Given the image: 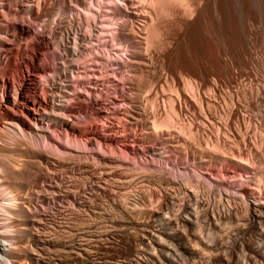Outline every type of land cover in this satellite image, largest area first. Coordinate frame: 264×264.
Wrapping results in <instances>:
<instances>
[{"label": "rangeland", "instance_id": "374dc122", "mask_svg": "<svg viewBox=\"0 0 264 264\" xmlns=\"http://www.w3.org/2000/svg\"><path fill=\"white\" fill-rule=\"evenodd\" d=\"M113 1L114 0H0V116L3 117L8 112H16L19 117L20 125H23L24 127L30 121V117L31 120L37 123L35 135L38 136H28L25 134L26 136L24 135V137H21V132L17 128L16 131L19 133H16L19 134L20 137L19 135H17L18 137H16L15 142H12V140L8 141V134L6 133L12 129L9 128L10 125H5V119L1 118L0 132L3 133L0 134V142L2 141L1 143H4V145H6V148L9 149L11 148V145H13V149L11 148V150H13L14 152L13 156L11 157L12 160L14 159V161L17 163L16 166L18 165L20 167L18 168L17 166V168L19 170L21 169L20 171H18L20 173V181H23L26 184V188H24L22 192V194L24 193L23 196L25 204L22 203L20 205H27L31 209L34 207L32 209V217L37 216V219H35V217L33 218L35 219L34 225H30V229L32 230L31 236L25 235L22 239L18 238L17 245L19 246L22 244L21 246H28L27 250L31 247V249L28 250L29 253L35 256H41V262L39 264H51L52 257H54V251L51 250L53 248L48 247L50 248L48 249L47 245L41 244L36 241L34 238L35 236H37L36 239L38 237H46L53 240L56 237L61 238L67 235H70L67 237H72V234L80 235L83 233H90L97 239L101 236L103 238V242L101 240L100 242L102 244H100H106L104 245L105 247H103L106 249V251L105 249L99 250V252H103L100 256L104 255V259L102 258V260L100 256L97 257L98 259L94 257L99 262L98 264H109L112 261H116L115 263H117V261L119 262L120 259H123L122 254L120 255V252L122 251L121 249H119V247L124 246V243H127L126 239L128 238L126 237L132 238V234H136L139 237V235L141 236L144 234V230H141V226L136 224L138 220H148L149 217V220L152 221V219L156 218L155 215H157V211L161 210V208L159 209V207L162 205V193L165 191V184H163V182H167L166 180H169L171 182V185L168 186V191L171 192L170 199L172 200L169 201V205H181V203L183 204L185 202L184 200H186L185 198H187L188 195L192 194L188 190H191L193 188L196 190L198 196H207V198H209L210 205H234L233 201L228 202L230 196V200H232V197H240L243 199L245 198L243 195L241 196V194L243 193L244 195H250L253 198H264V115H262L264 114V85L261 86V84L264 83V16H261L264 13V0H260L261 3L259 2V0L220 1L221 4H223V9L226 13L225 20L227 22L225 21V23H220V21L217 19L218 17H216L217 14L215 11V1L218 0H209L210 3L208 6L206 5L208 4L207 0H203V2L201 0V8L203 10L205 8V13L204 11H202V13L200 14L201 17L199 16L198 18H194L193 20L192 18H188V23H185L181 27H178L179 25H177L176 23H172L174 18H171V16H161V14L158 12L159 9L157 8V6H155L156 8L154 7L155 9H153L152 11L153 13L160 14L161 17L157 15L159 17L158 21L160 22V18H167L165 22L162 20L161 22H163V28L167 26L165 30H168V32L164 37L163 41L166 42L164 44L165 46L163 47V43L160 44V41H156L160 38H155V42L157 43H150V41H148L147 39V42H149L148 44H146L147 42L144 39V53H146V58L149 61L146 62V71L143 72L141 71L142 68L139 67L140 65L134 64L133 62L136 61V59L134 58V52L136 51L135 48L127 45V41H120L113 38L115 32L121 31V28L118 27V18H115L114 13L109 12L113 10L114 5H122V1L120 0H115L114 2ZM112 3H114L113 6ZM110 4L112 7L110 6ZM256 5L259 9L256 7ZM157 9L158 11H156ZM247 10H250L251 13ZM207 12H209V14ZM110 14H113V17ZM251 14H254L255 17V24L253 23L254 26L252 25V29L250 28L251 24L249 20ZM105 17H108V20ZM242 17H244L245 19ZM109 18H111L112 22L109 20ZM138 21L140 20H137L135 22L137 24H135L136 26L133 25V27L135 26L133 29H137V31L142 28V21L140 22L141 24ZM158 21L156 22L158 23ZM167 21L170 22H168L169 26L167 24ZM206 21L208 23H206ZM87 23L89 26L87 25ZM174 26H177V29ZM228 26L230 27L228 28ZM149 30L150 29H148V32L146 31V37L150 34ZM168 33L170 35H168ZM117 35L118 34H116V36ZM215 37L217 40L215 39ZM91 41L93 42V44ZM101 41L102 43H100ZM249 41L251 43L254 42L253 45L250 44ZM148 49L149 51H147ZM129 54L132 55L130 56ZM247 54L249 55L247 56ZM101 55L105 57L103 58ZM129 60L133 61L129 62ZM96 61L97 63L100 62L98 63L99 65L96 63ZM126 61L128 62L126 63ZM130 63H133L131 64L132 66L130 65ZM123 64L126 68H124ZM148 64L153 66L150 67V65ZM244 64L248 67L246 68ZM134 68L137 70H135ZM210 68L212 70H209ZM137 71H141L142 74L141 72L138 73ZM155 71L157 72L158 77L156 76V74H154L156 73ZM136 72L137 74H135ZM102 76H104V79H102ZM156 77L158 79H156ZM128 78H130L131 81H129ZM132 80L134 81V83ZM189 84L192 86L189 87ZM89 85L91 87H89ZM197 88L199 92L197 91ZM7 89L10 99L14 98V96L16 98V94L20 91H23L27 99L28 107H31V111L28 112L27 110H24L22 108H17L12 103V101H6L5 91ZM262 92L263 94H261ZM48 93H50L51 95ZM75 97L77 99H75ZM132 97L136 99L140 98L138 99L140 101L138 102V100L136 101V99ZM44 98L46 100H44ZM80 100H87L88 102L85 101V103ZM95 101L96 103L94 104ZM102 102H104V104ZM71 103L74 106H72ZM100 103L103 105H101ZM136 104L142 111H145H143V115L141 114L142 117L136 114V107H138ZM105 105L107 108L104 107ZM112 105L114 106L112 107ZM131 105L134 109L130 107ZM75 106H77V108ZM54 107H57V109ZM97 107L100 109H98ZM129 107L132 109H130ZM94 108L96 109V111L98 110L97 112H101H99L100 116H98L99 121H97L96 118V129L91 132V129L87 124H91L90 119L94 118ZM109 108L111 109L109 110ZM118 108L121 109L119 110ZM47 109L50 110V112L47 111L49 115L44 112ZM53 109L54 111H51ZM126 109L129 110V113L128 110L126 112ZM111 110L112 112H110ZM174 110L177 111V118H175L174 120L175 125H170L168 120L169 117L173 115ZM35 112L37 113L35 114ZM58 112H63V114H60ZM39 113L41 114L39 115ZM130 113L133 115H131ZM52 114H56V116ZM88 114L90 116H88ZM213 114L216 115L213 116ZM63 115L66 117H64ZM107 115L109 117H107ZM88 118H90L89 123ZM52 121L57 122L53 123ZM66 121H68L70 124H74L75 122V124H77L78 121V125L81 127H79V129L74 128L75 125L70 127L66 125ZM79 121L81 122V125ZM107 121L110 122L108 123ZM155 123L160 124L158 126V131H154ZM260 125L261 127H259ZM6 126L8 129L6 128ZM40 127H43L44 129ZM256 127L259 129H257ZM1 128H5V130H7L4 132V130ZM260 135L262 136V138ZM168 136H173L174 139H176L177 136H180L179 138H177L181 139L182 141L185 140L188 142L191 140L194 141L195 138L194 142L200 143L202 147H206L207 145L211 148L213 146L214 148L215 144L218 141L221 143H224L225 141L228 144H232V148L234 152L237 153V155L241 154V156L245 159L251 160L253 162L255 161L254 163L252 162L253 167L249 170L250 172L252 171L251 175L257 174L260 177L259 183L263 192L255 188L256 181L250 175L249 170L239 169L241 173L240 171L238 173L229 172L228 174L226 173V175V170L221 171V169L223 168L218 165L217 168L215 166L216 174L213 177L209 176L207 178L208 174H206L204 171L206 170L208 173L209 166H199L195 161H193V159H191L189 155L185 156V154H183L179 156L176 155V153L170 151V154L166 153L168 156H160V148L167 145L166 141L164 140H166ZM140 138L142 141L140 140ZM170 138L172 139V137ZM244 139L246 142V145L242 146L244 149L241 147L242 149L240 150V148H236L234 146L237 142L243 143ZM148 140L150 142H148L149 145L154 144L157 148H159V150L155 151L158 154L153 150H150L146 145ZM193 141H191L190 143H192ZM28 142L29 144L34 143L33 145L30 144L32 147L28 144ZM144 143L145 145H143ZM255 146L258 147L255 148ZM26 150H32L34 153L36 152L37 154L41 153L42 155H45L42 156L41 159H36L34 157H29V151L27 153ZM39 150H43V153L39 152ZM115 155L117 158L115 157ZM118 158L119 160H117ZM27 159L30 161H27ZM258 162L260 164H258ZM46 164L48 167L46 166ZM50 170L52 173L50 172ZM36 173H38L39 175H41L40 173H42L43 175L39 177V175ZM239 173L241 174V176ZM45 174L49 175L45 177ZM229 174L231 175V178H229ZM220 175H222L221 178H219ZM215 176L216 180L214 179ZM41 177H43V179ZM111 177L114 179H112ZM203 177L206 178V180ZM234 177L236 178L235 180ZM198 179H200L201 181L200 184L198 183V185H196L197 183L195 184V182H197ZM222 179H226V181H223ZM191 181H193V183ZM186 182L187 186L184 187L183 183L186 184ZM214 182L216 184H214ZM220 183L223 184V186L220 185ZM190 184L192 185L190 186ZM213 184L216 187L213 186ZM185 193L188 195H186ZM237 194L239 195L237 196ZM182 195L185 197L183 198ZM1 198L2 193L0 192V203H2ZM122 206H124V209ZM156 208H158V210ZM141 209L144 211V213L139 215L141 213L139 212L141 211ZM153 209L155 210L153 211ZM130 214L133 218L130 216ZM134 215L136 219L134 218ZM143 215L146 216L143 217ZM150 215L153 217L151 218ZM122 219L126 223H123ZM127 219L129 220V222ZM131 219L134 221L131 222ZM95 222L98 225L95 224ZM233 224L228 223L224 225L225 227L221 226L220 228L216 229L219 232L221 231V234H223L224 232V234H228L229 232L227 233V231L231 232L234 228L235 224ZM117 225L121 226L118 227ZM115 226L118 229H125V227H127L125 229L126 232H122V229V231H120V229L116 230ZM65 229L68 230V232ZM216 229L213 231H216ZM128 230L131 232H129ZM222 230H224V232ZM208 232L209 231L207 230V232L204 233L207 235ZM98 233H100L101 235L99 234V236ZM124 233L126 239L124 238V236H122ZM102 234L103 236L107 234L112 236L103 237ZM230 236L231 235L229 233V236H227L226 239ZM106 237H108V239L104 240ZM262 240H264V238L260 239V242L258 240V242L260 243L258 244L264 252V241ZM113 242L116 243V245ZM32 246L36 249H32ZM30 250H32V252H30ZM46 257L49 259H47ZM22 258V260L26 261V264H38L36 262H33V260L29 257L26 258L24 256Z\"/></svg>", "mask_w": 264, "mask_h": 264}, {"label": "bare ground", "instance_id": "6f19581e", "mask_svg": "<svg viewBox=\"0 0 264 264\" xmlns=\"http://www.w3.org/2000/svg\"><path fill=\"white\" fill-rule=\"evenodd\" d=\"M115 1V0H114ZM113 1V2H114ZM117 1V0H116ZM122 1V5L120 6L119 4L116 6L114 5L113 7V10H109L110 12L109 13H114L115 15V18L117 17L118 20H119V23H118V20H117V23H118V27L121 28V31L119 32H115V35L113 38L117 39V40H124V41H127V45H130L132 46L133 48H135V52H134V55H135V59L136 61H133L134 64H138L140 65L139 67L142 68V72L143 71H146V65H147V58L145 55L146 53H144L145 51V46H144V39L146 40L147 42V39L148 41H150V43H154L155 42V38H160L159 40H156V41H160V44L163 43L162 47L165 46V42L166 41H163L164 40V37L166 36L168 30H165V28H167V26L165 28L164 25L162 24L163 22L162 21H166V19L163 17L162 19L160 18V22L158 21L159 17L161 16H171V18H174L173 22L172 23H176L177 25H179L178 27H181L182 25H184L185 23H188L187 21L188 18H192V20L194 18H198L199 16L201 17V13L202 11L204 10L201 8V0H120ZM223 0H218V1H215V11H216V17H218L217 19L220 21V23L224 22L225 23V11H224V7H223V4H221V2ZM230 1V0H229ZM237 1V0H236ZM240 1V0H239ZM244 1V0H243ZM256 1V0H255ZM258 1V0H257ZM119 2V1H118ZM203 2V0H202ZM208 4H206L207 6L209 5L210 1L207 0ZM206 2V3H207ZM259 2L261 3V1L259 0ZM39 3V2H38ZM227 3V2H226ZM231 3V2H230ZM240 3V2H238ZM246 3V2H245ZM69 4V3H68ZM93 4V3H92ZM114 3H112V6H113ZM204 4V3H203ZM256 4V2H255ZM236 5V4H235ZM240 5V4H239ZM260 5V4H259ZM91 6V5H90ZM101 6V5H100ZM106 6V5H105ZM108 6V4H107ZM111 6V4H110ZM111 6V7H112ZM157 6L158 9L156 11H158L160 14L158 13H153V9H155ZM212 6V5H211ZM229 6V4H228ZM246 6V5H244ZM38 7V6H37ZM110 7V8H111ZM155 7V8H154ZM241 7V6H239ZM257 7V5H256ZM261 7V6H260ZM231 8V7H230ZM258 8V7H257ZM45 9V8H44ZM95 9V8H94ZM150 9V10H149ZM208 9V7H207ZM206 9V10H207ZM213 9V8H212ZM229 9V8H228ZM227 9V10H228ZM259 9V8H258ZM2 10V9H1ZM46 10V9H45ZM230 10V9H229ZM244 10V8H243ZM263 10V9H262ZM5 11V10H4ZM42 11V10H41ZM51 11V10H50ZM97 11V10H96ZM108 11V10H107ZM155 11V10H154ZM155 11V12H156ZM248 11V10H247ZM250 12V10L248 11ZM260 12V11H259ZM3 13V12H2ZM205 13V11H204ZM203 13V15H204ZM209 14V12H207ZM232 13V12H231ZM251 13V12H250ZM249 13V15H250ZM254 13V12H253ZM1 14V13H0ZM5 14V12H4ZM14 14V13H13ZM86 14V13H85ZM92 14V13H90ZM89 14V15H90ZM108 14V12H107ZM106 14V15H107ZM104 15V14H103ZM111 15V14H110ZM159 15V17L157 16ZM229 15V14H228ZM248 15V16H249ZM5 16V15H4ZM15 16V15H14ZM32 16V15H31ZM113 17V14L111 15ZM210 16V15H209ZM242 16V15H241ZM240 16V17H241ZM261 16H264V13L261 15ZM110 17V16H108ZM108 17H105L107 20H108ZM232 17V16H231ZM247 17V16H246ZM104 18V19H105ZM244 18V17H242ZM250 19V28L252 29V25L254 26L255 24V17H254V14L249 17ZM6 19V18H5ZM101 19V18H100ZM103 19V21H104ZM165 19V20H163ZM201 19V18H200ZM229 19V18H228ZM245 19V18H244ZM31 20V19H30ZM95 20V19H94ZM109 20L111 21V18H109ZM113 20V18H112ZM116 20V19H115ZM137 20H140L138 21L139 23L142 21V28L139 29L137 31V29H133L137 24L135 23ZM170 20V19H168ZM206 20V19H205ZM96 21V20H95ZM158 21V23L156 22ZM237 21V20H236ZM248 21V20H247ZM112 22V21H111ZM114 22V21H113ZM169 21H167V24H168ZM227 22V21H226ZM134 23V24H133ZM157 23V24H156ZM170 23V22H169ZM206 23H208L206 21ZM211 23V22H210ZM230 23V22H229ZM228 23V24H229ZM242 23V22H241ZM254 23V24H253ZM260 23V22H259ZM115 24V23H114ZM136 24V25H135ZM163 26H162V25ZM194 24V23H193ZM227 24V23H226ZM237 24V23H236ZM235 24V25H236ZM244 24V23H243ZM242 24V25H243ZM88 25V23H87ZM91 25V24H90ZM108 25V24H107ZM133 25H135L133 27ZM161 25V26H160ZM202 25V24H201ZM89 26V25H88ZM103 26V25H101ZM110 26V25H109ZM112 26H115V25H112ZM139 26V25H138ZM169 26V24H168ZM186 26V25H185ZM190 26V25H189ZM209 26V25H208ZM215 26V25H214ZM221 26V24H220ZM226 26V25H225ZM249 26V25H248ZM98 27V26H97ZM108 27V26H107ZM130 27V28H129ZM172 27V26H171ZM176 27L177 29V26H174ZM230 26H228L229 28ZM238 27V26H237ZM138 28V27H136ZM140 28V27H139ZM185 28V27H184ZM183 28V29H184ZM215 28V27H214ZM226 28V29H228ZM235 28V27H234ZM246 28V27H245ZM264 28V27H263ZM88 29V28H87ZM116 29H117V26H116ZM148 29L150 34L146 37V33L148 32ZM182 29V28H181ZM192 29V28H191ZM205 29V28H204ZM209 29V27H208ZM211 29V28H210ZM231 29V28H230ZM238 29V28H237ZM261 29V28H260ZM90 30V29H89ZM103 30V29H102ZM107 30V28H106ZM216 30V29H215ZM221 30V29H220ZM235 30V29H234ZM247 30V29H246ZM255 30V29H254ZM114 31V30H113ZM147 31V32H146ZM175 31V30H174ZM209 31V30H208ZM230 31V30H229ZM253 31V30H252ZM252 31H251V34H252ZM104 32V31H102ZM177 32V30H176ZM183 32V30H182ZM190 32V31H189ZM210 32V31H209ZM237 32V31H236ZM245 32V31H244ZM243 32V33H244ZM247 32V31H246ZM264 32V31H263ZM87 33V32H86ZM108 33V32H106ZM170 33V31H169ZM168 33V35H170ZM179 33V31H178ZM234 33V32H233ZM261 33V32H260ZM88 34V33H87ZM96 34V33H95ZM100 34V32H99ZM104 34V33H103ZM102 34V35H103ZM112 34V33H111ZM116 34H118L116 36ZM177 34V33H176ZM209 34V33H208ZM237 34V33H236ZM248 34V33H247ZM250 34V35H251ZM107 35V34H106ZM213 35V34H212ZM211 35V37H212ZM232 35V33H231ZM230 35V36H231ZM246 35V34H244ZM249 35V34H248ZM90 36V35H89ZM235 36V35H233ZM237 36V35H236ZM257 36V35H255ZM149 37V38H148ZM168 37V36H167ZM249 37V36H248ZM253 37V36H251ZM250 37V38H251ZM225 38V37H224ZM237 38V37H236ZM172 39V38H170ZM176 39V38H175ZM214 39V38H213ZM216 39V37H215ZM214 39V40H215ZM231 39V38H230ZM235 39V38H234ZM244 39V38H242ZM248 39V38H247ZM104 40V39H103ZM107 40V39H105ZM177 40V39H176ZM217 40V39H216ZM227 40V38H226ZM238 40V39H237ZM251 40V39H249ZM253 40V38H252ZM255 40V39H254ZM171 41V40H170ZM169 41V42H170ZM92 42V41H91ZM108 42V41H107ZM106 42V43H107ZM129 42V43H128ZM145 42V43H146ZM240 42V41H239ZM250 42V41H249ZM99 43V42H98ZM102 43V41L100 42ZM117 43V42H116ZM119 43V42H118ZM125 43V42H123ZM122 43V44H123ZM149 42H147L146 44H148ZM157 43V42H155ZM171 43V42H170ZM217 43V42H216ZM222 43V42H221ZM246 43V42H245ZM254 43V42H253ZM253 43L250 42V44L253 45ZM93 44V42H92ZM104 44V43H103ZM172 44V43H171ZM220 44V43H219ZM224 44V43H223ZM121 45V44H120ZM119 45V46H120ZM126 45V46H127ZM212 45V43H211ZM225 45V44H224ZM230 45V44H229ZM91 46V45H90ZM125 46V45H124ZM151 46V44H150ZM149 46V47H150ZM155 46V45H154ZM153 46V47H154ZM161 46V45H160ZM215 46V45H214ZM213 46V47H214ZM244 46V45H243ZM122 47V46H121ZM120 47V48H121ZM168 47V46H167ZM212 47V48H213ZM245 47V46H244ZM252 47V46H251ZM87 48V47H86ZM89 48V46H88ZM119 48V47H118ZM148 48V47H147ZM146 48V49H147ZM229 48V47H228ZM231 48V47H230ZM241 48H242V45H241ZM117 49V48H116ZM168 49V48H167ZM166 49V50H167ZM100 50V49H99ZM134 50V49H132ZM158 50V49H157ZM161 50V49H160ZM240 50V49H239ZM246 50V49H245ZM77 51V50H76ZM103 51V50H102ZM111 51V50H110ZM130 51V50H128ZM149 51V49L147 50ZM151 51V50H150ZM216 51V50H215ZM104 52V51H103ZM230 52V51H229ZM239 52V51H238ZM242 52V51H241ZM245 52V51H243ZM249 52V51H248ZM88 53V52H87ZM228 53V52H227ZM247 53V51H246ZM151 54V53H150ZM165 54V53H164ZM104 55V54H103ZM130 55V54H129ZM132 55V54H131ZM130 55V56H131ZM149 55V53H148ZM155 55V54H154ZM168 55V54H167ZM222 55H223V52H222ZM249 54H247L248 56ZM102 56V55H101ZM235 56V55H234ZM97 57V56H96ZM103 57V56H102ZM105 57V56H104ZM103 57V58H104ZM156 57V56H155ZM160 57V56H159ZM216 57V56H215ZM230 57V56H229ZM241 57V55H240ZM80 58V57H79ZM68 59V58H67ZM77 59V58H76ZM131 59V58H130ZM166 59V58H165ZM220 59V58H219ZM226 59V58H225ZM240 59V58H239ZM251 59V58H250ZM217 60V59H216ZM234 60V59H233ZM74 61V60H73ZM79 61V60H77ZM93 61V60H92ZM110 61V60H108ZM129 60V62H132ZM153 61V60H151ZM218 61V60H217ZM227 61V60H226ZM232 61V60H231ZM236 61V60H234ZM242 61V60H241ZM107 62V61H106ZM124 62V61H123ZM128 61H126L127 63ZM156 62V61H155ZM167 62V61H165ZM237 62V61H236ZM245 62V61H244ZM249 62V60H248ZM258 62V61H257ZM97 63V61H96ZM100 63V62H98ZM97 63V64H98ZM222 63V62H221ZM235 63V62H234ZM242 63V62H241ZM77 64V63H76ZM95 64V63H94ZM133 64V63H130V65ZM153 64V63H152ZM159 64V63H158ZM213 64V63H212ZM227 64V63H226ZM230 64V63H229ZM99 65V64H98ZM102 65V64H101ZM106 65V64H105ZM124 65V64H123ZM150 65V64H148ZM155 65V64H154ZM220 65V64H219ZM236 65V64H235ZM242 65V64H241ZM57 66V65H56ZM132 66V65H131ZM135 66V65H134ZM153 66V65H152ZM150 65V67H152ZM162 66V65H161ZM209 66V65H208ZM214 66V65H213ZM221 66V65H220ZM245 66V64H244ZM66 67V66H65ZM105 67V66H104ZM137 67V66H136ZM135 67V68H136ZM157 67V66H155ZM239 67V66H238ZM242 67V66H241ZM246 68L248 66H245ZM4 68V67H3ZM124 68L125 65H124ZM131 68V67H130ZM134 68V69H135ZM144 68V69H143ZM161 68V67H160ZM159 68V69H160ZM213 68V67H212ZM220 68V67H218ZM102 69V68H101ZM107 69V68H106ZM110 69V68H109ZM179 69V68H178ZM181 69V68H180ZM208 69V68H207ZM245 69V68H244ZM90 70H94V69H90ZM100 70V68H99ZM116 70V69H115ZM132 70V69H131ZM137 70V69H135ZM134 70V71H135ZM140 70V69H139ZM158 70V69H156ZM209 70H212L211 68ZM232 70V69H231ZM248 70V69H247ZM133 71V70H132ZM140 71V72H141ZM148 71V70H147ZM151 71V70H150ZM214 71V70H213ZM218 71V70H217ZM223 71V70H221ZM230 71V69H229ZM244 71V70H243ZM70 72V71H69ZM82 72V71H81ZM95 72V71H94ZM101 72V71H100ZM138 73H140L139 71H137ZM137 72L135 74H137ZM141 72V74H142ZM156 72V71H155ZM182 72V71H180ZM249 72V71H248ZM247 72V73H248ZM58 73V72H57ZM72 73V72H71ZM121 73V72H120ZM152 73H153V68H152ZM163 73V72H162ZM214 73V72H213ZM230 73V72H228ZM54 74V73H53ZM114 74V73H113ZM112 74V76H113ZM150 74V73H148ZM156 74L157 76V72L154 73ZM183 74V73H182ZM189 74V73H188ZM204 74V73H203ZM207 74V73H206ZM222 74V73H220ZM219 74V75H220ZM245 74V73H244ZM95 75V74H94ZM110 75V74H109ZM162 75V74H161ZM177 75V74H176ZM179 75V74H178ZM233 75V74H232ZM48 76V75H46ZM83 76V75H82ZM105 76V75H104ZM104 76H102L104 79ZM107 76V75H106ZM135 76V75H133ZM139 76V75H137ZM163 76V75H162ZM173 76V75H172ZM213 76V75H212ZM234 76V75H233ZM253 76V75H252ZM52 77V75H51ZM158 77V76H157ZM156 77V79H158ZM161 77V76H159ZM187 77V76H186ZM203 77V76H202ZM230 77V76H229ZM250 77V76H249ZM255 77V76H254ZM253 77V79H254ZM81 78V77H80ZM86 78V77H85ZM84 78V79H85ZM93 78V77H92ZM91 78V79H92ZM99 78V77H98ZM97 78V79H98ZM101 78V76H100ZM106 78V77H105ZM111 78V77H110ZM117 78V77H116ZM115 78V79H116ZM151 78V77H150ZM178 78V77H177ZM207 78V77H206ZM219 78V77H218ZM251 78V77H250ZM44 79H47V78H44ZM108 79V78H107ZM129 81L130 78H128ZM154 79V78H153ZM162 79V78H161ZM203 79V78H202ZM69 80V78H68ZM163 80V79H162ZM189 80V79H188ZM191 80V79H190ZM226 80V79H225ZM229 80V79H228ZM102 81V80H101ZM133 81V80H132ZM154 81V80H153ZM156 81V80H155ZM223 81V80H222ZM249 81V80H248ZM41 82V81H40ZM60 82V81H59ZM90 82V81H89ZM158 82V81H157ZM161 82V81H160ZM46 83V82H45ZM57 83V82H56ZM63 83V82H62ZM134 83V81H133ZM155 83V82H154ZM189 83V82H188ZM202 83V82H201ZM252 83V82H251ZM259 83V82H258ZM64 84V83H63ZM78 84V83H77ZM137 84V83H136ZM186 84V83H185ZM195 84V83H194ZM220 84V83H219ZM40 85V84H39ZM92 85V84H91ZM142 85V84H141ZM201 85V84H200ZM260 85V84H258ZM263 84H261V86H263ZM61 86V85H60ZM104 86V85H103ZM192 86L189 84V87ZM215 86V85H214ZM15 87V86H14ZM89 87H91L89 85ZM134 87V86H133ZM139 87V86H138ZM201 87V86H200ZM212 87V86H211ZM219 87V86H218ZM264 87V86H263ZM21 88V87H20ZM66 88V87H65ZM142 88V86H141ZM194 88V87H193ZM202 88V87H201ZM209 88V87H208ZM150 89V88H149ZM216 89V88H215ZM43 90V89H42ZM194 90V89H193ZM262 90V89H261ZM264 90V89H263ZM65 91V90H64ZM191 91V90H190ZM197 91H198V88H197ZM257 91H258V88H257ZM17 92V91H16ZM44 92V91H43ZM42 92V94H43ZM73 92V91H72ZM143 92V91H142ZM199 92V91H198ZM8 89L5 91V97H6V101H12V103L17 107V108H22L24 110H27L28 112L31 111V107H28V103H27V99L23 93V91H20L18 92L16 95V98L14 96V98H11L9 97V94H8ZM53 93V92H52ZM84 93V92H83ZM134 93V92H133ZM192 93V92H191ZM201 93V92H200ZM211 93V91H210ZM250 93V92H249ZM50 94V93H48ZM62 94V93H61ZM72 94V93H71ZM138 94V93H137ZM141 94V93H140ZM195 94V93H194ZM199 94V93H198ZM214 94V93H213ZM263 94V92L261 93ZM51 95V94H50ZM57 95V93H56ZM68 95V94H67ZM46 96V94H45ZM54 96H55V93H54ZM88 96V95H87ZM142 96V95H141ZM192 96V95H191ZM215 96V95H214ZM53 97V95H52ZM58 97V96H57ZM63 97V96H62ZM70 97V96H69ZM79 97V96H78ZM90 97V96H89ZM100 97V96H99ZM102 97V96H101ZM138 97V96H137ZM201 97V96H200ZM258 97V96H257ZM260 97V95H259ZM98 98V97H97ZM134 98V97H132ZM195 98V96H194ZM197 98V97H196ZM204 98V97H203ZM14 99V100H13ZM53 99V98H52ZM60 99V98H59ZM73 99V98H72ZM75 99H77L75 97ZM119 99V98H118ZM124 99V98H123ZM121 99V100H123ZM136 99V98H134ZM140 99V98H138ZM136 99V101L138 100ZM44 100H46L44 98ZM51 100V98H50ZM67 100V99H65ZM96 100V99H95ZM125 100V99H124ZM132 100V99H131ZM154 100V99H153ZM235 100V99H234ZM262 100V99H261ZM69 101V100H68ZM74 101V100H73ZM80 101H83V100H80ZM87 101V100H85ZM83 101V102H85ZM108 101V100H107ZM134 101V100H133ZM132 101V102H133ZM140 100H138L139 102ZM200 101V100H198ZM46 102V101H45ZM88 102V101H87ZM91 102V101H90ZM264 102V101H263ZM41 103V102H40ZM77 103V102H75ZM86 103V102H85ZM84 103V104H85ZM96 103V101L94 102V104ZM99 103V102H98ZM104 104V102H102ZM110 103V102H109ZM199 103V102H198ZM232 103H233V100H232ZM55 104V103H53ZM59 104V103H58ZM70 104V103H68ZM80 104V103H79ZM92 104V103H91ZM101 104V103H100ZM101 104V105H103ZM115 104V103H114ZM121 104V102H120ZM138 104V103H137ZM136 104V105H137ZM197 104V103H196ZM72 105V103H71ZM124 105V104H123ZM128 105V104H127ZM134 105V103H133ZM144 105V103H143ZM215 105V104H214ZM61 106V105H60ZM69 106V105H68ZM74 106V105H72ZM71 106V107H72ZM114 105H112L113 107ZM125 106V105H124ZM138 106V105H137ZM141 106V105H140ZM202 106V105H201ZM263 106V105H262ZM70 107V108H71ZM77 108V106H75ZM89 107V106H88ZM99 107V106H98ZM97 107V108H98ZM101 107V106H100ZM106 107V105L104 106ZM118 107V106H117ZM128 107V106H127ZM130 107L133 108V106L131 105ZM129 107V108H130ZM145 107V106H144ZM51 108V107H50ZM57 109V107H54ZM61 108V107H59ZM68 108V107H67ZM91 108V107H90ZM107 108V107H106ZM105 108V110H106ZM130 108V109H132ZM137 108V112L136 114L138 116H141V114L143 115L144 112L140 109V107H136ZM171 108V107H169ZM14 109V108H13ZM40 109V108H39ZM46 109V108H45ZM100 109V108H98ZM111 108H109L110 110ZM113 109V108H112ZM115 109V108H114ZM119 109V108H118ZM116 109V110H118ZM121 109V108H120ZM119 109V110H120ZM134 109V108H133ZM229 109V108H228ZM95 110V113L94 112H91V113H94V118L93 119H90L88 118V123H89V119L91 121V124H87L88 127H90V131L93 132L95 129H96V125H97V121L98 120V116H100V113L101 111L97 112L96 109L94 108ZM123 110V108H122ZM121 110V111H122ZM128 109H126V112H127ZM141 110V111H140ZM235 110V109H234ZM233 110V111H234ZM238 110V109H237ZM1 111V110H0ZM23 111V110H22ZM42 111V110H41ZM47 111L50 112V110H46L44 112L47 113ZM51 111H54L51 110ZM114 111V110H113ZM132 111V110H131ZM134 111V110H133ZM232 111V110H231ZM230 111V112H231ZM236 111V110H235ZM4 112V111H3ZM56 112V111H55ZM55 112H51V113H55ZM66 112V111H65ZM112 112V110L110 111ZM176 112L177 111H173V115L169 117V123L170 125H175L174 124V120L175 118H177V115H176ZM262 112V111H261ZM5 113V112H4ZM37 112H35L36 114ZM60 113V112H58ZM57 113V115H58ZM63 114V112H61ZM60 113V114H61ZM125 113V112H123ZM128 113H129V110H128ZM147 113V111H146ZM237 113V112H236ZM235 113V114H236ZM41 113H39L40 115ZM114 114V113H113ZM131 114V113H130ZM129 114V115H130ZM206 114V113H205ZM231 114V113H230ZM261 114V113H260ZM47 115H49V113H47ZM52 115H55L56 114H52ZM74 115V114H73ZM133 115V114H131ZM171 115V114H170ZM208 115V113H207ZM216 115V114H213V116ZM229 115V114H228ZM264 115V114H262ZM44 116V115H43ZM61 116V115H60ZM64 116V115H63ZM88 116H90L88 114ZM87 116V117H88ZM135 116V115H134ZM137 116V117H138ZM146 116V115H145ZM234 116V115H233ZM45 117V116H44ZM62 117V116H61ZM59 117V118H61ZM66 117V116H64ZM69 117V116H67ZM103 117V116H102ZM101 117V118H102ZM105 117V116H104ZM107 117H109L107 115ZM118 117V116H117ZM142 117V116H141ZM1 118H4V123L5 125L8 124L10 125L9 128L12 129L10 131H8L6 134L7 137H8V141H11L12 142L16 140V137H18L16 129L18 128L19 131L21 132L20 135L21 137L26 134V135H35V129H37V123L33 120L30 119L29 117V122L28 124L24 127L23 125H20L19 123V117L18 115L13 112H8L5 116L1 117L0 116V120ZM36 118V117H35ZM41 118V117H40ZM43 118V117H42ZM63 118V117H62ZM96 118H97V121H96ZM106 118V117H105ZM120 118V117H118ZM117 118V119H118ZM133 118V117H132ZM136 118V117H135ZM134 118V119H135ZM148 118V117H147ZM234 118V117H233ZM263 118V116H262ZM34 119V118H33ZM68 119V118H67ZM116 119V118H115ZM121 119V118H120ZM140 119V118H139ZM208 119V118H206ZM71 120V119H70ZM78 120V119H77ZM126 120V119H125ZM156 120V119H155ZM37 121V120H36ZM51 121V120H49ZM65 121V120H64ZM76 121V120H75ZM140 121V120H139ZM143 121V120H142ZM213 121V120H211ZM252 121V120H251ZM53 122V121H52ZM57 122V121H56ZM55 121L53 123H56ZM74 122V120H73ZM80 122V121H79ZM108 122V121H107ZM110 122V121H109ZM108 122V123H109ZM135 122V121H134ZM155 122V121H154ZM210 122V120H209ZM216 122V121H215ZM221 122V121H220ZM231 122V120H230ZM255 122V121H254ZM61 123V122H60ZM66 125L68 126H74V128H77L79 129V126L78 125V121H77V124H70L68 121L65 122ZM104 123V122H103ZM122 123V121H121ZM157 123V122H156ZM154 124L155 128H154V131H158L159 128L158 126L160 124ZM227 123V122H226ZM251 123V122H250ZM257 123V121H256ZM260 123V122H259ZM62 124V123H61ZM59 124V125H61ZM64 124V123H63ZM105 124V123H104ZM116 124V123H115ZM114 124V125H115ZM131 124V123H130ZM215 124V123H214ZM80 125H81V122H80ZM84 125V124H82ZM90 125V126H89ZM120 125V124H119ZM118 125V126H119ZM139 125V124H137ZM205 125V124H203ZM202 125V126H203ZM12 126V127H11ZM48 126V125H47ZM152 126V125H151ZM212 126V125H211ZM39 127V126H38ZM63 127V126H62ZM98 127V126H97ZM102 127V126H101ZM115 127V126H114ZM172 127V126H171ZM198 127V126H197ZM215 127V126H214ZM261 127V125L259 126ZM7 128V126H6ZM40 128H43V127H40ZM220 128V127H219ZM237 128V127H235ZM257 128V127H256ZM4 130V132L8 129L5 130V128H1ZM44 129V128H43ZM57 129V128H56ZM125 129V128H124ZM123 129V130H124ZM135 129V127H134ZM214 129V128H213ZM239 129V127H238ZM254 129V128H253ZM259 129V128H257ZM39 130V129H38ZM76 130V129H74ZM132 130V128H131ZM219 130V129H218ZM237 130V129H236ZM241 130V129H240ZM64 131V130H63ZM100 131V130H99ZM262 131V130H261ZM17 132V133H16ZM81 132V131H80ZM219 132V131H218ZM226 132V131H225ZM240 132V131H239ZM3 133V132H2ZM0 132V134H2ZM61 133V132H60ZM145 133V132H144ZM170 133V132H169ZM168 133V134H169ZM242 133V132H241ZM5 134V136H6ZM40 134V133H38ZM136 134V133H135ZM154 134V133H153ZM19 135V137H20ZM25 135V136H26ZM43 135V133H42ZM171 135V134H170ZM223 135H224V132H223ZM228 135V134H227ZM1 136V135H0ZM3 136V135H2ZM27 136V138H28ZM37 136V135H35ZM153 136V135H152ZM184 136V135H183ZM219 136V134H218ZM221 136V135H220ZM226 136V135H225ZM246 136V135H245ZM248 136V135H247ZM261 136V135H260ZM38 137V136H37ZM40 137V135H39ZM69 137V136H68ZM72 137V136H71ZM78 137V136H77ZM156 137V136H155ZM166 137V136H164ZM172 137V139L170 138ZM168 136V138H166V143L167 145L166 146H162L160 149H161V154L160 156H165L167 154H170L169 152H173V153H176V155H183L185 154V156L189 155L191 157V159H193V161H195L199 166H209V171L207 173V171L205 170L204 172L206 174H208L207 178L210 176H214L216 173H215V166L217 168V166H221L223 169L222 170H226L225 171V174L229 173V172H239L240 170L239 169H245V170H249V169H252L253 165H252V162L251 160H248V159H245L244 157L241 156V154L237 155L236 152H234L233 148H232V144H228L224 141V143H221V142H217L213 148L207 146L206 144V147H202L200 143H196L194 142L195 141V138H194V141L192 143H190L191 141H182L181 139H178L176 137V139H174L173 136ZM46 138V137H45ZM75 138V136H74ZM88 138V137H87ZM86 138V139H87ZM90 138V136H89ZM88 138V139H89ZM94 138V137H93ZM170 138V139H169ZM228 138V137H227ZM245 138V137H244ZM258 138V137H257ZM262 138V136H261ZM43 139V137H42ZM85 139V140H86ZM150 139V138H148ZM165 139V138H164ZM186 139V138H185ZM1 140V139H0ZM3 140V139H2ZM34 140V139H33ZM141 140V138H140ZM145 140V139H143ZM147 140V139H146ZM190 140V139H188ZM205 140V139H204ZM248 140V139H247ZM250 140V139H249ZM73 141V140H72ZM142 141V140H141ZM228 141V140H227ZM231 141V140H230ZM2 142V141H1ZM0 142V143H1ZM100 142V141H99ZM149 140L147 141L146 145L149 147L150 150H153L154 152L159 150V148H157L154 144H151L149 145L148 144ZM200 142V141H199ZM229 142V141H228ZM251 142V141H250ZM249 142V143H250ZM7 143V141H6ZM11 143V142H10ZM95 143V142H94ZM97 143V142H96ZM101 143V142H100ZM99 143V144H100ZM106 143V142H105ZM145 143L143 145H145ZM150 143V142H149ZM234 143V142H232ZM254 143V141H253ZM263 143V142H262ZM22 144V143H21ZM29 144V142H28ZM27 144V145H28ZM32 144V143H30ZM29 144V145H30ZM34 144V143H33ZM32 144V145H33ZM98 144V145H99ZM165 144V142H164ZM213 144V143H212ZM108 145V144H106ZM246 145V142H245V139L243 141V143H235V147L236 148H240V150L243 148L242 146H245ZM256 145V144H254ZM13 145H11V148H12ZM31 146V145H30ZM69 146V145H68ZM110 146V145H109ZM112 146V144H111ZM110 146V147H111ZM117 146V145H116ZM124 146V145H123ZM248 146V144H247ZM260 146V145H259ZM262 146V145H261ZM27 147V146H25ZM32 147V146H31ZM107 147V146H106ZM242 147V148H241ZM258 147V146H255V148ZM11 148H6V145H4V143L0 144V192L2 193V198H1V201L2 203H0V264H26V261L25 260H22L23 258L22 257H26V258H31L33 260V262H36V263H40L41 262V256H35V255H32L31 253H29V249H31V247L27 250L28 246L25 247V246H21V245H17L18 244V238L22 239L25 235H28V236H31V229H30V225H34V222H35V219H37V216H33V213H32V209L34 208H30L29 206L27 205H24L25 203V200H24V193L22 194L23 192V189L26 188V184L25 182L23 181H20L19 179V176H20V173L18 171H20L18 168H20L18 165V168L16 166V162L14 161V159L12 160V157L13 156V150H11ZM84 148V147H83ZM86 148V147H85ZM117 148V147H116ZM120 148V147H119ZM249 148V146H248ZM260 148V147H259ZM258 148V149H259ZM13 149V148H12ZM30 149V148H29ZM36 149V148H35ZM88 149V147H87ZM244 149V148H243ZM22 150V149H21ZM106 150V149H105ZM114 150V149H113ZM126 150V149H125ZM148 150V149H147ZM149 150V151H150ZM260 150V149H259ZM27 151V150H26ZM29 151V150H28ZM27 151V153H28ZM36 151V150H34ZM81 151V150H80ZM110 151V150H109ZM108 151V152H109ZM115 151V150H114ZM119 151V150H117ZM116 151V152H117ZM122 151V150H120ZM129 151V150H128ZM261 151V150H260ZM39 152H42L43 153V150H39ZM46 152V151H45ZM44 152V153H45ZM100 152V151H98ZM107 152V154H108ZM115 152V153H116ZM136 152V151H135ZM159 152V151H158ZM250 152V150H249ZM30 153V154H29ZM28 153V156L29 157H34L36 159H41L42 155L41 153L40 154H36L30 150ZM48 153V152H47ZM106 153V152H105ZM127 153V152H126ZM153 153V152H151ZM157 153V152H155ZM154 153V154H155ZM160 153V152H159ZM167 153V154H166ZM241 153V152H240ZM256 153V152H255ZM263 153V152H262ZM17 154V153H16ZM111 154V153H110ZM124 154V153H123ZM128 154V153H127ZM158 154V153H157ZM243 154V153H242ZM251 154V153H250ZM48 155V154H47ZM50 155V154H49ZM52 155V154H51ZM256 155V154H255ZM260 155V154H259ZM57 156V155H56ZM111 156V155H110ZM130 156V155H129ZM138 156V155H137ZM168 156V155H167ZM173 156V155H172ZM184 156V158H185ZM264 156V154H263ZM49 157V156H48ZM109 157V156H108ZM116 157V155H115ZM124 157V156H123ZM140 157V156H139ZM249 157V156H248ZM17 158V157H16ZM103 158V157H102ZM111 158V157H110ZM117 158V157H116ZM127 158V157H126ZM162 158V157H161ZM262 158V157H260ZM35 159V160H36ZM59 159V158H58ZM121 159V158H120ZM124 159V158H122ZM140 159V158H139ZM178 159V158H177ZM182 159V157H181ZM187 159V158H186ZM258 159V158H257ZM104 160V159H103ZM119 160V158L117 159ZM147 160V159H146ZM263 160V159H261ZM26 161V160H25ZM27 161H30L27 159ZM37 161V160H36ZM51 161V160H50ZM180 161V160H179ZM258 161V160H257ZM18 162V161H17ZM194 162V164H195ZM255 162V161H254ZM253 162V163H254ZM260 162V161H259ZM258 162V164H260ZM262 162V161H261ZM36 163V162H35ZM33 163V164H35ZM38 163H41V162H38ZM47 163V162H46ZM89 163V162H88ZM107 163V162H106ZM105 163V164H106ZM264 163V161H263ZM23 164V163H22ZM37 164V163H36ZM55 164V163H54ZM62 164V163H61ZM90 164V163H89ZM185 164V163H184ZM196 164V165H197ZM26 165V164H24ZM29 165V164H28ZM39 165V164H38ZM103 165V164H102ZM108 165V164H107ZM118 165V164H117ZM34 166V165H33ZM45 166V165H43ZM47 166V164H46ZM94 166V165H93ZM106 166V165H105ZM122 166V165H121ZM26 167V166H25ZM48 167V166H47ZM111 167V166H109ZM116 167V166H115ZM120 167V166H119ZM123 167V166H122ZM183 167V166H182ZM41 168V167H40ZM38 168V169H40ZM54 168V167H53ZM114 168V167H113ZM118 168V167H117ZM184 168V167H183ZM196 168V167H195ZM199 168V167H198ZM207 168V167H206ZM232 170H231V169ZM255 168V167H254ZM32 169V168H31ZM90 169V168H89ZM102 169V168H101ZM197 169V168H196ZM204 169V168H203ZM234 169V170H233ZM258 169V168H257ZM94 170V169H93ZM199 170V169H198ZM228 170V171H227ZM244 170V171H245ZM39 171V170H38ZM53 171V170H52ZM95 171V170H94ZM258 171V170H257ZM30 172V171H29ZM51 172V170H50ZM49 172V173H50ZM199 172V171H198ZM252 172V171H251ZM249 170V173L250 175L252 174ZM261 172V171H260ZM52 173V172H51ZM55 173V172H54ZM94 173V172H93ZM92 173V174H93ZM102 173V172H101ZM106 173V172H105ZM152 173V172H151ZM241 173V171H240ZM239 173V174H240ZM254 173V172H253ZM258 173V172H256ZM38 174V173H36ZM35 174V175H36ZM41 175H43L42 173H40ZM57 174V173H56ZM109 174V173H108ZM223 174V173H222ZM226 174V175H227ZM236 174V173H235ZM31 175V174H29ZM39 175V174H38ZM39 175V177L41 176ZM49 175V174H47ZM47 175L45 174V177H47ZM202 175V174H201ZM225 175V177H226ZM254 175V177H253ZM251 175L253 179H255L256 181V186L255 188L259 189V191H262L261 190V185H260V177L257 175V174H253ZM111 176V175H110ZM222 175H220L219 178H221ZM229 178H231V175L229 174ZM241 176V174H240ZM38 177V176H37ZM50 177V176H49ZM48 177V178H49ZM74 177V176H73ZM93 177V176H92ZM124 177V176H123ZM228 177V176H227ZM33 178V177H32ZM43 179V177H41ZM112 178V177H111ZM165 178V177H164ZM200 178V177H199ZM204 178V177H203ZM218 178V177H217ZM250 178V177H249ZM62 179V178H61ZM93 179V178H92ZM114 179V178H112ZM132 179V178H131ZM134 179V178H133ZM206 180V178H204ZM216 180V176L214 178ZM227 179V178H226ZM223 180V181H226ZM236 178L234 177V180ZM244 179V178H243ZM262 179V178H261ZM238 180V179H237ZM28 181V180H27ZM64 181V180H63ZM164 181V180H163ZM167 182H163V184H165V188H164V192L162 193V205L159 207V209L161 208V210H158V208H156L158 211H157V215H155L156 218L149 220V217H148V220H143L141 219L142 221H139L136 223L138 225L141 226V230L143 229L144 230V234L143 235H139V237L135 234H132V238H129V237H126L128 239L125 238V233L122 235L124 236V238L126 239V242L127 243H124V246H120L119 249H121L122 252H120V255L122 254L123 256V259L117 263L115 262H110L111 264H264V252L262 251L263 249H261L260 247V239L264 238V198L260 199L259 198H253L251 197L250 195H244L241 194V196L243 195L245 198H240V197H232V200H230V198L228 199V202L230 201H233L234 202V205H210V202H209V198L206 197H200L198 196L196 190L193 188L191 190H188L190 191L192 194L188 195V200L187 198H185L187 200H184L185 202L181 205H169V201L171 200V195L168 191V186L171 185L170 181L169 180H166ZM177 181V180H176ZM200 179L197 180V182H195L196 185H198V183L200 184ZM213 181V180H212ZM219 181V180H218ZM222 181V183H223ZM250 181V180H249ZM30 182V181H29ZM105 182V181H103ZM175 182V181H173ZM193 183V181H191ZM28 183V182H27ZM149 183V182H148ZM203 183V182H202ZM213 183V182H212ZM60 184V183H59ZM93 184V183H92ZM178 184V183H177ZM204 184V183H203ZM206 184V183H205ZM214 184H216L214 182ZM213 184V186H215ZM96 185V184H95ZM176 185V184H175ZM192 184H190L191 186ZM219 185V184H218ZM217 185V186H218ZM220 185L223 186V184L220 183ZM219 185V186H220ZM229 185V184H228ZM84 186V185H83ZM102 186V185H100ZM183 186L186 187L187 186V182L186 184L183 183ZM189 186V185H188ZM195 186V185H194ZM203 186V185H202ZM67 187V186H66ZM86 187V185H85ZM204 187V186H203ZM206 187V186H205ZM216 187V186H215ZM225 187V186H224ZM83 188V187H82ZM106 188V187H105ZM188 188V187H187ZM196 188V187H195ZM221 188V187H220ZM34 189V188H33ZM45 189V188H44ZM190 189V187H189ZM217 189V188H216ZM224 189V188H223ZM226 189V188H225ZM66 190V189H65ZM172 190V189H171ZM184 190V189H183ZM200 190V189H199ZM39 191V190H38ZM42 191V190H41ZM46 191V190H45ZM55 191V190H53ZM72 191V190H71ZM76 191V190H75ZM95 191V190H94ZM187 191V190H186ZM204 192V191H203ZM237 192V191H236ZM235 192V193H236ZM263 192V191H262ZM41 193V192H40ZM53 193V192H52ZM55 193V192H54ZM178 193V192H177ZM200 193V192H199ZM215 193V192H214ZM225 193V192H224ZM239 193V192H238ZM27 194V193H26ZM100 194V193H99ZM240 194V193H239ZM237 194V196L239 195ZM97 195V194H96ZM227 195V193H226ZM229 195V194H228ZM232 195V194H231ZM183 196V195H182ZM214 196V195H213ZM236 196V195H235ZM26 197V196H25ZM77 197V196H76ZM150 197V196H149ZM185 196H183L184 198ZM228 197V196H227ZM32 198V197H31ZM90 198V197H89ZM95 198V197H94ZM70 200V199H69ZM31 201V200H30ZM172 201V200H171ZM66 202V201H65ZM76 202V201H75ZM138 202V201H137ZM24 203L23 205H20ZM146 203V201H145ZM223 203V202H222ZM226 203V202H225ZM214 204V203H213ZM135 206V205H134ZM123 209H124V206H122ZM126 207V206H125ZM132 207V206H131ZM137 207V205H136ZM136 207H135V210H136ZM127 208V207H126ZM139 208H142V207H139ZM146 208V207H145ZM40 209V208H39ZM38 209V210H39ZM101 209V208H100ZM37 210V208H36ZM41 210V209H40ZM144 210V208H143ZM141 209V212L139 215H141L142 213H144ZM155 209H153L154 211ZM89 211V210H88ZM95 211V210H94ZM126 211V210H125ZM138 211V209H137ZM161 211V212H160ZM96 212V211H95ZM118 212V211H117ZM136 212V211H135ZM124 213V212H123ZM133 213V211H132ZM35 214V213H34ZM126 215V214H125ZM136 215V214H135ZM134 215V218L136 219ZM131 216V214H130ZM129 216V217H130ZM137 216V215H136ZM146 216V215H145ZM143 215V217H145ZM149 216V215H148ZM151 216V215H150ZM35 217V219H33ZM132 217V216H131ZM142 217V216H141ZM153 216H151L152 218ZM49 218V217H48ZM133 218V217H132ZM39 219V218H38ZM108 219V218H107ZM111 219V218H110ZM139 219V218H138ZM42 220V219H41ZM128 220V219H127ZM119 221V219H118ZM123 221V219H122ZM126 221V220H125ZM134 221L131 219V222ZM136 221V220H135ZM41 222V221H40ZM94 222V221H93ZM129 222V220H128ZM130 222V223H131ZM44 223V221H43ZM116 223V222H115ZM121 223V222H120ZM123 223H126L123 221ZM228 223H234V228L232 229V231H227V233L229 232L230 233V237H228L226 239L227 236H229V233L228 234H224V230H222L224 233L221 234L219 231H217L216 228H220L221 226H224ZM95 224H97L95 222ZM100 224V223H99ZM104 224V223H103ZM107 224V223H106ZM98 225V224H97ZM231 225V224H229ZM86 226V225H85ZM84 226V227H85ZM90 226V225H88ZM118 226V225H117ZM121 226V225H120ZM118 226V227H120ZM139 226V227H140ZM98 227V226H97ZM101 227V226H100ZM107 227V226H105ZM116 227V226H115ZM124 227V225H123ZM132 227V226H130ZM129 227V228H130ZM225 227V226H224ZM46 228V227H45ZM112 228V227H110ZM127 227H125L126 229ZM216 231H213L215 230ZM38 229V228H37ZM89 229V228H88ZM120 229V228H119ZM117 227H116V230H119ZM123 231H122V230ZM120 231L124 232L125 229L124 228H121ZM66 230V229H65ZM70 230V229H69ZM109 230V229H107ZM112 230V229H111ZM130 230V229H129ZM128 230V231H129ZM140 230V228H139ZM207 230L209 231L208 234L206 235L204 232H207ZM68 232V230H66ZM81 231V230H80ZM119 231V232H120ZM127 231V232H128ZM35 232V231H34ZM51 232V230H50ZM78 232V231H77ZM82 232V231H81ZM100 232V231H99ZM126 232V231H125ZM131 232V231H129ZM128 232V233H129ZM133 232V231H132ZM61 233V232H60ZM72 234V233H71ZM77 234V233H76ZM100 233H98L99 235ZM121 234V233H120ZM138 234V233H137ZM49 235V234H48ZM101 235V234H100ZM99 235V236H100ZM57 236V235H56ZM67 236H70V235H67ZM67 236H64V237H61V238H55L53 240L49 239V238H46V237H38L36 239L37 236H33L35 238L36 241H38L39 243L41 244H44V245H47V248L48 247H51L53 249H51L54 254V257H52V263L51 264H98L99 262L96 260L98 259L97 257H99L103 252H99V250H102V249H105L103 247H105L104 245H101L102 243L100 242L102 240L103 242V238L100 236L98 239L96 237H94L93 235H91L90 233H86V234H80V235H71L72 237H67ZM103 236V234H102ZM104 236H112V235H104ZM103 236V237H104ZM129 236V235H128ZM27 237V236H26ZM122 238V237H120ZM108 237H106L104 240H107ZM110 240V239H109ZM120 240V239H119ZM123 240V239H122ZM259 240V242H258ZM115 241V240H114ZM264 241V240H262ZM30 242V241H29ZM107 242V241H106ZM120 242V241H119ZM119 242H118V245H119ZM125 242V241H124ZM37 243V242H36ZM101 243V244H100ZM114 243V242H113ZM259 243V244H258ZM263 243V242H262ZM30 244V243H29ZM116 245V243H114ZM121 244V243H120ZM126 244V245H125ZM33 245V244H32ZM111 245V244H110ZM123 245V244H122ZM33 247V246H32ZM45 247V246H44ZM43 247V248H44ZM118 247V246H117ZM46 248V247H45ZM115 248V247H114ZM113 248V249H114ZM123 248V249H122ZM32 249H36V248H32ZM50 249V248H48ZM118 250V249H117ZM46 251V250H45ZM51 251V252H52ZM106 251V249H105ZM110 251V250H109ZM116 251V250H115ZM120 251V250H119ZM30 252H32V250H30ZM118 252V251H117ZM39 253V252H38ZM45 253V252H44ZM37 254V253H36ZM42 254V253H41ZM105 254V253H104ZM52 255V254H51ZM104 256V255H103ZM103 256H100L101 259L103 258ZM121 256V257H122ZM49 257V256H48ZM96 257V259L94 258ZM47 258V257H46ZM49 259V258H47ZM46 259V260H47ZM104 259V258H103ZM102 259V260H103ZM44 260V261H46ZM96 260V261H95ZM28 261V260H27ZM109 261V259H108ZM50 262V261H49ZM103 262V261H102ZM109 263V264H110ZM28 264V263H27Z\"/></svg>", "mask_w": 264, "mask_h": 264}]
</instances>
